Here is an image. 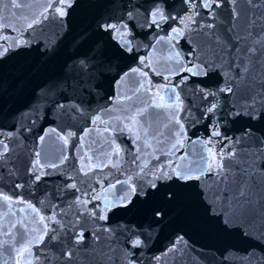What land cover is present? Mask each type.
<instances>
[{
  "label": "water",
  "instance_id": "water-1",
  "mask_svg": "<svg viewBox=\"0 0 264 264\" xmlns=\"http://www.w3.org/2000/svg\"><path fill=\"white\" fill-rule=\"evenodd\" d=\"M0 264H264V0H0Z\"/></svg>",
  "mask_w": 264,
  "mask_h": 264
}]
</instances>
